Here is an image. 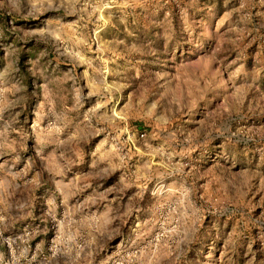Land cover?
<instances>
[{"label":"rangeland","instance_id":"374dc122","mask_svg":"<svg viewBox=\"0 0 264 264\" xmlns=\"http://www.w3.org/2000/svg\"><path fill=\"white\" fill-rule=\"evenodd\" d=\"M0 264H264V0H0Z\"/></svg>","mask_w":264,"mask_h":264}]
</instances>
